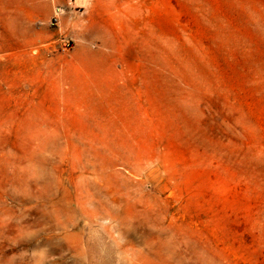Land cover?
<instances>
[{
  "label": "rangeland",
  "instance_id": "1",
  "mask_svg": "<svg viewBox=\"0 0 264 264\" xmlns=\"http://www.w3.org/2000/svg\"><path fill=\"white\" fill-rule=\"evenodd\" d=\"M0 264H264V0H0Z\"/></svg>",
  "mask_w": 264,
  "mask_h": 264
},
{
  "label": "built area",
  "instance_id": "2",
  "mask_svg": "<svg viewBox=\"0 0 264 264\" xmlns=\"http://www.w3.org/2000/svg\"><path fill=\"white\" fill-rule=\"evenodd\" d=\"M54 20H55L56 23H57V21L59 20L58 13L55 14V16H54Z\"/></svg>",
  "mask_w": 264,
  "mask_h": 264
},
{
  "label": "bare ground",
  "instance_id": "3",
  "mask_svg": "<svg viewBox=\"0 0 264 264\" xmlns=\"http://www.w3.org/2000/svg\"><path fill=\"white\" fill-rule=\"evenodd\" d=\"M60 9H57V12L59 13Z\"/></svg>",
  "mask_w": 264,
  "mask_h": 264
}]
</instances>
